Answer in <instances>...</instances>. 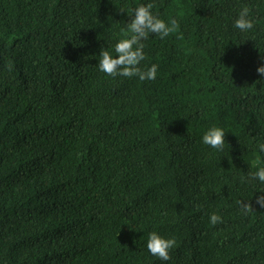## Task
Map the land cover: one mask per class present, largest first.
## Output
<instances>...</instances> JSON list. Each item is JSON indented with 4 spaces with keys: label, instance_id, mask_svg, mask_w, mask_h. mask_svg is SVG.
Returning a JSON list of instances; mask_svg holds the SVG:
<instances>
[{
    "label": "trees",
    "instance_id": "obj_1",
    "mask_svg": "<svg viewBox=\"0 0 264 264\" xmlns=\"http://www.w3.org/2000/svg\"><path fill=\"white\" fill-rule=\"evenodd\" d=\"M147 3L180 24L143 42L156 80L107 76L101 49ZM261 66L264 0H0V264H264Z\"/></svg>",
    "mask_w": 264,
    "mask_h": 264
},
{
    "label": "clouds",
    "instance_id": "obj_2",
    "mask_svg": "<svg viewBox=\"0 0 264 264\" xmlns=\"http://www.w3.org/2000/svg\"><path fill=\"white\" fill-rule=\"evenodd\" d=\"M153 3L141 4L132 11V17L127 23L123 38L115 44L114 53L101 49L100 60L97 65L99 71L109 77H136L140 81H155L157 78L158 65L152 64L151 67H141L146 60L144 53V41L148 40L150 35H155L161 40L175 34L180 29V24L176 19L165 22L157 15L153 14ZM251 9L242 6L238 18L235 20L234 27L247 32L254 28V21L250 17ZM259 75L264 76V66L257 69ZM225 132L219 127L210 128L202 137V143L210 146L212 149L222 151L225 145ZM260 152L264 153V143L258 145ZM259 163V161H257ZM259 180L264 183V167H259L254 173L248 174V182ZM241 211L244 214L253 212L250 202L239 201ZM256 203L264 208V195L257 197ZM211 225L222 223V217L212 214L209 218ZM177 247V241L173 238H163L158 233L149 234L147 249L149 253L162 261L171 259L170 251Z\"/></svg>",
    "mask_w": 264,
    "mask_h": 264
}]
</instances>
